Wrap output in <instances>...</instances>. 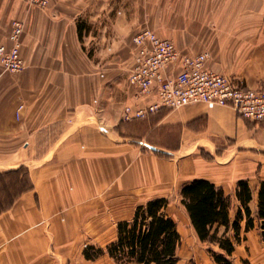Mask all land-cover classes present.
<instances>
[{"label":"crops","instance_id":"crops-1","mask_svg":"<svg viewBox=\"0 0 264 264\" xmlns=\"http://www.w3.org/2000/svg\"><path fill=\"white\" fill-rule=\"evenodd\" d=\"M14 20L24 23V68L0 66V264H117L87 259L85 247L105 249L137 206L198 179L229 197L231 221L237 184H249L254 228L241 222L228 258L264 264V120L222 106L161 108L135 121L145 125L140 141L134 121H122L126 104L153 102L128 84L132 37L143 29L184 54L206 53L207 69L238 88L264 90V0H50L45 9L0 0V45L10 46ZM199 243L189 263L216 264Z\"/></svg>","mask_w":264,"mask_h":264},{"label":"built area","instance_id":"built-area-1","mask_svg":"<svg viewBox=\"0 0 264 264\" xmlns=\"http://www.w3.org/2000/svg\"><path fill=\"white\" fill-rule=\"evenodd\" d=\"M39 9H45L50 0H22ZM24 24L15 20L8 36L10 46L0 45V66L4 72L18 73L24 68L21 56V38ZM133 64L128 84L136 100L153 99L148 105L126 104L122 120H141L161 108L175 110L193 104L208 108L229 107L242 118L264 120V90L240 89L226 76L206 67L208 55H188L180 52L174 43L143 29L132 37ZM171 67L167 73L166 68ZM175 72V73H173Z\"/></svg>","mask_w":264,"mask_h":264},{"label":"trees","instance_id":"trees-1","mask_svg":"<svg viewBox=\"0 0 264 264\" xmlns=\"http://www.w3.org/2000/svg\"><path fill=\"white\" fill-rule=\"evenodd\" d=\"M21 184L31 188L27 177ZM235 195L240 206L231 221L230 199L215 184L198 179L180 191V203L186 210L191 227L198 240L208 246L216 264H232L228 257L242 240L243 220H246L245 231L254 228L249 208L252 199L249 184L239 181ZM168 206L169 201L165 197H156L137 206L130 221L117 224V239L106 247L108 255L117 264H177L181 236L176 222L167 214ZM257 220L264 241V184L258 191ZM213 246L220 252L214 251ZM102 253V250L94 251L92 247L84 250L87 259H94Z\"/></svg>","mask_w":264,"mask_h":264},{"label":"rangeland","instance_id":"rangeland-1","mask_svg":"<svg viewBox=\"0 0 264 264\" xmlns=\"http://www.w3.org/2000/svg\"><path fill=\"white\" fill-rule=\"evenodd\" d=\"M28 5H30V4H28ZM30 6H33V5H30ZM122 121H124V120H122ZM135 121H137V120H134V122L131 123L132 126L134 127V130L131 133H133V135H135L137 137V140H139V135H142L145 133V130H144L145 125L144 126L142 125L143 122H135ZM124 122H126V121H124ZM195 154L198 157H201L205 160H207L209 158V155H208V153H206V150L195 151ZM167 199H168L169 205H170L168 208V213L174 218L176 225H177V229H178L179 234L181 236V245H180L178 252H177V255L179 258V264H190L188 261L189 254L191 252H194L197 248L202 249L201 244L199 243L193 229L191 228V225L188 222V219L185 215L184 209L180 204V194L178 196L173 195L171 197H168ZM252 218L254 219V217H252ZM87 247L88 246H86L85 249ZM95 250H97V249H94V251ZM100 250L103 251L102 254H108L106 251V248L100 249Z\"/></svg>","mask_w":264,"mask_h":264},{"label":"bare ground","instance_id":"bare-ground-1","mask_svg":"<svg viewBox=\"0 0 264 264\" xmlns=\"http://www.w3.org/2000/svg\"><path fill=\"white\" fill-rule=\"evenodd\" d=\"M10 73V72H9Z\"/></svg>","mask_w":264,"mask_h":264}]
</instances>
